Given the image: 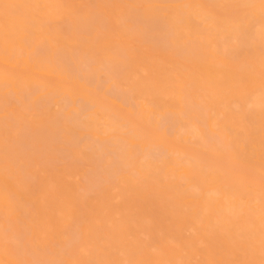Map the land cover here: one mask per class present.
Masks as SVG:
<instances>
[{
    "label": "bare ground",
    "instance_id": "6f19581e",
    "mask_svg": "<svg viewBox=\"0 0 264 264\" xmlns=\"http://www.w3.org/2000/svg\"><path fill=\"white\" fill-rule=\"evenodd\" d=\"M0 264H264V0H0Z\"/></svg>",
    "mask_w": 264,
    "mask_h": 264
}]
</instances>
